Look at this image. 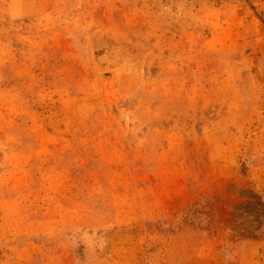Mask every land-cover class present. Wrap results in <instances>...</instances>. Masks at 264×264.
I'll list each match as a JSON object with an SVG mask.
<instances>
[{
  "label": "rangeland",
  "instance_id": "374dc122",
  "mask_svg": "<svg viewBox=\"0 0 264 264\" xmlns=\"http://www.w3.org/2000/svg\"><path fill=\"white\" fill-rule=\"evenodd\" d=\"M0 264H264V0H0Z\"/></svg>",
  "mask_w": 264,
  "mask_h": 264
}]
</instances>
